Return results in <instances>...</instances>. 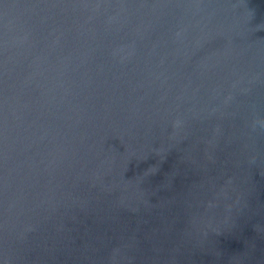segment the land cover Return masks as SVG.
I'll return each mask as SVG.
<instances>
[{"label": "water", "instance_id": "95a60500", "mask_svg": "<svg viewBox=\"0 0 264 264\" xmlns=\"http://www.w3.org/2000/svg\"><path fill=\"white\" fill-rule=\"evenodd\" d=\"M0 264H264V0H0Z\"/></svg>", "mask_w": 264, "mask_h": 264}]
</instances>
